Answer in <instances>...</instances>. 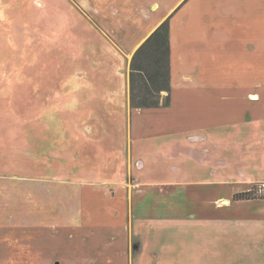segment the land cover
Here are the masks:
<instances>
[{
	"label": "rangeland",
	"instance_id": "rangeland-1",
	"mask_svg": "<svg viewBox=\"0 0 264 264\" xmlns=\"http://www.w3.org/2000/svg\"><path fill=\"white\" fill-rule=\"evenodd\" d=\"M22 6L21 24L0 23V264H264V202L239 222L256 226L247 231L207 215L140 216L134 263L132 186L116 182L126 171V121L103 105L88 122L84 102L95 81H125L126 58L102 54L98 27L77 0ZM85 123L111 136L88 135ZM70 147L66 164L60 156Z\"/></svg>",
	"mask_w": 264,
	"mask_h": 264
},
{
	"label": "crops",
	"instance_id": "crops-1",
	"mask_svg": "<svg viewBox=\"0 0 264 264\" xmlns=\"http://www.w3.org/2000/svg\"><path fill=\"white\" fill-rule=\"evenodd\" d=\"M77 3L98 27L96 35L106 47L102 54L122 53L127 61L126 78L118 88L112 81L93 83L96 89H89L84 115L89 122L93 107L104 105L101 109L110 119L126 121L122 136L128 145L127 159L119 165L126 171L116 182L132 186L134 263L136 236H142L140 216L207 215L211 223L234 219L239 220L234 229L253 230L256 226L247 225V218L258 214L253 205L264 199L233 196L264 185V0ZM22 9V0H0V23L21 24ZM166 19L170 20L171 103L132 107L131 60ZM80 129L88 135L111 136V131L91 129L87 123ZM31 135L32 142L39 140L38 131ZM67 151L60 156L66 164L76 152L71 147Z\"/></svg>",
	"mask_w": 264,
	"mask_h": 264
},
{
	"label": "trees",
	"instance_id": "trees-1",
	"mask_svg": "<svg viewBox=\"0 0 264 264\" xmlns=\"http://www.w3.org/2000/svg\"><path fill=\"white\" fill-rule=\"evenodd\" d=\"M170 20L163 21L136 50L130 63L132 107L168 106L171 103ZM164 102H161L162 92ZM235 200L264 199V185L236 192Z\"/></svg>",
	"mask_w": 264,
	"mask_h": 264
}]
</instances>
